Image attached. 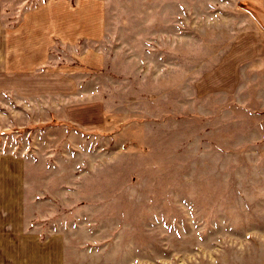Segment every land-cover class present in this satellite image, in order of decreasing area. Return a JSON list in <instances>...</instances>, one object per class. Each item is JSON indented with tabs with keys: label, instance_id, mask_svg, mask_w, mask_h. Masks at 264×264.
I'll list each match as a JSON object with an SVG mask.
<instances>
[{
	"label": "rangeland",
	"instance_id": "rangeland-1",
	"mask_svg": "<svg viewBox=\"0 0 264 264\" xmlns=\"http://www.w3.org/2000/svg\"><path fill=\"white\" fill-rule=\"evenodd\" d=\"M0 11L38 58L0 100V253L40 237L62 264H264V0Z\"/></svg>",
	"mask_w": 264,
	"mask_h": 264
},
{
	"label": "crops",
	"instance_id": "crops-1",
	"mask_svg": "<svg viewBox=\"0 0 264 264\" xmlns=\"http://www.w3.org/2000/svg\"><path fill=\"white\" fill-rule=\"evenodd\" d=\"M254 13L256 12H253L254 18L261 22ZM29 40V30H24L23 27L20 29L7 28L0 11V100L3 99L2 96L12 95L13 92L16 94L19 92L23 96L29 94L31 76L37 75L31 74L30 70L38 65V58L31 61ZM40 51L45 53L44 45L39 49ZM57 239L56 242L50 239L49 243L40 237H35L27 243L21 240L19 246L20 249H24H22L23 252L18 251L17 254L10 252L11 245H13L9 242L10 239L5 240V254L0 253V260L4 259L6 264H62L64 254L62 244L64 242L61 238ZM47 245L52 246L47 248Z\"/></svg>",
	"mask_w": 264,
	"mask_h": 264
}]
</instances>
